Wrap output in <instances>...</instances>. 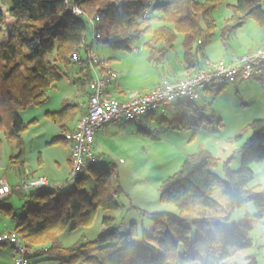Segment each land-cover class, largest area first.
<instances>
[{"label":"trees","instance_id":"1","mask_svg":"<svg viewBox=\"0 0 264 264\" xmlns=\"http://www.w3.org/2000/svg\"><path fill=\"white\" fill-rule=\"evenodd\" d=\"M10 1L9 15L15 22L8 41L0 44V149L2 133L7 140L16 141L21 146L22 133L28 126L21 112L45 102L48 99L46 89L63 78L58 64L66 67L77 64L73 53L91 47L95 41L113 49L132 51L142 37L149 35L154 41L145 43L151 52L150 59L164 64L178 35L182 34L184 67L188 71L185 77L191 75L201 65L200 47L195 46L203 42L206 33L202 24L213 28L211 12L224 2L168 0L155 5V0ZM68 5L79 7L82 14H74ZM232 10L238 18V25L255 19L264 26L262 0H238ZM97 18L92 25V20ZM156 21L159 25L154 27ZM6 22V15L0 8V37ZM233 28L227 22L224 39L227 40L226 35ZM93 35L95 40L92 42ZM81 54L86 57L85 50ZM78 68L88 85L93 78L90 63L87 70ZM263 78L264 75L253 79ZM225 86L212 87L202 95L220 91ZM195 102L181 98L179 103L172 104L176 106L177 116L171 123L173 127L185 128L190 124L188 120L184 125L176 123L180 118H187L181 113L183 107L195 114L193 124L204 126L201 122L206 117ZM78 108V105L66 102L60 111L47 115L65 126ZM80 110L82 112V108ZM213 118L215 116L211 115L208 121ZM248 132L250 136L239 149L241 166L237 170L231 169L234 157L224 162L225 179L211 171L219 166L220 160L210 152L200 150L187 155L181 169L164 181L160 191L161 200L176 205L180 215H153V233L143 231L142 243L135 240L137 224H131L130 230L122 233L115 225L114 217L104 218L106 230L94 241L83 235L74 244L65 246L60 238L70 225L72 230L92 225L99 208H120L116 196L122 188L115 166L100 164L90 167L69 189H65L66 182L61 186L20 190L12 186V193L0 199V214L15 219L13 230L33 251L37 261L40 256H48L56 264H241L242 259L257 264L250 253L255 245L252 223L243 219L230 225L234 212L249 203L256 208L253 217L258 222L264 221V190L261 185L253 184L256 173L252 169L253 164L264 162V118L251 122L234 139H242ZM59 139L55 138L53 142ZM61 139L68 140L67 135ZM12 159L24 167L22 151ZM90 180L94 181L93 190L88 188ZM13 193L25 200L22 215L15 214L7 204ZM249 216L247 213V218Z\"/></svg>","mask_w":264,"mask_h":264},{"label":"rangeland","instance_id":"2","mask_svg":"<svg viewBox=\"0 0 264 264\" xmlns=\"http://www.w3.org/2000/svg\"><path fill=\"white\" fill-rule=\"evenodd\" d=\"M168 0H155V5L166 3ZM205 2L207 0H197ZM238 0H224L211 12L214 22L213 28L205 23L202 29L206 31L203 42L199 46V57L206 55L211 59L218 58L225 43L251 44L259 40L264 34V26L255 19H249L243 25H238V18L232 10ZM264 8V0H262ZM12 7L10 0H0V8L4 11L7 22L3 26L0 44L8 41L13 19L9 15ZM234 26L233 30L225 36V25ZM159 22H154L157 27ZM209 32L207 33V31ZM211 30V31H210ZM152 41V36L146 35L137 43L132 51L113 49L105 44L95 41L93 48L97 56L116 64L119 69V77L124 84L131 89L140 90L151 88L154 81L161 74H170L173 70L181 67L184 61L183 36L178 35L174 48L167 54L164 64L150 59V49L146 42ZM202 60V58H201ZM207 59L204 60V62ZM63 73V78L46 89L48 99L40 105L30 106L21 112V117L28 125L22 133L21 146L16 141H9L2 133L3 143L0 149V179H6L16 189V185L22 183L25 175L28 178L46 176L50 185L61 186L66 182L65 189L72 187L68 183L70 164V144L61 136L67 135V128H71L79 115V109L87 102L85 75L81 74L77 64L68 67L58 64ZM181 99H177V104ZM76 104L79 106L76 114L70 120L62 123L54 121L48 112L60 111L64 104ZM200 113L206 117L199 127L192 122L195 114L190 109L182 108L181 113L185 119H178L177 124L190 122L185 128L173 127L175 107L169 106L165 114L155 111L151 116H144L139 120H117L108 123L104 128L97 131L94 147L101 155V165L118 170L122 192L116 196L120 205L118 210H104L99 208L92 225L84 228L71 229V225L61 234L60 238L65 246L77 242L83 235L88 240L94 241L106 230L103 222L105 217H114L115 225L120 232L130 230L131 224L138 226L135 240L142 243L143 231L153 233L155 222L153 215L171 214L180 215L179 208L171 203H165L160 198L161 187L166 179L177 173L187 155L197 153L200 150L210 152L220 160V164L211 171L225 179L224 162L234 157L231 161V169L237 170L241 166L242 154L240 147L248 136V132L242 139H234L254 120L264 118V79L241 80L223 87L220 91L205 93L202 98L195 102ZM215 118L209 122V117ZM182 116V117H183ZM187 122V121H186ZM60 138L53 142L55 138ZM22 151L25 160L24 167L14 163L13 156ZM256 173L254 185H261L264 190V162L252 165ZM26 172V173H25ZM95 187L94 181L90 180L89 190ZM7 204L13 208V212L22 215L25 200L19 194L13 193L7 200ZM247 213L251 216L247 218ZM256 208L253 203L246 207L238 208L232 217L230 225H236L243 219H247L254 226L253 238L255 245L251 249L257 264H264V221L258 222L253 215ZM16 221L13 218L0 214V231L13 229ZM14 252L10 246L0 248V264H15ZM39 264H56L48 256L38 257ZM76 264H88L78 262ZM193 264H201L194 262ZM241 264H249L242 259Z\"/></svg>","mask_w":264,"mask_h":264},{"label":"built area","instance_id":"3","mask_svg":"<svg viewBox=\"0 0 264 264\" xmlns=\"http://www.w3.org/2000/svg\"><path fill=\"white\" fill-rule=\"evenodd\" d=\"M76 15L82 10L68 5ZM92 20V25L98 20ZM95 36H92V42ZM91 42V43H92ZM85 50L83 58L81 51ZM73 60L80 68L87 70L88 62L93 78L88 82L89 98L87 109L77 120L75 130L67 135L71 142V168L68 183H74L93 166L101 164V155L94 147L95 135L108 123L117 120H139L160 111L166 113L177 99L197 101L202 93L212 87H221L239 80L259 78L264 75V46L246 52L238 58L212 61L207 59L191 75L184 78L162 76L154 87L130 92L125 98L113 97L107 88L116 79L117 73L107 60L97 56L93 45L76 50ZM50 186L46 176L24 178L16 189H30ZM13 187L6 179H0V199L12 193ZM10 246L14 250L15 264H39L33 251L15 230L0 232V248Z\"/></svg>","mask_w":264,"mask_h":264},{"label":"crops","instance_id":"4","mask_svg":"<svg viewBox=\"0 0 264 264\" xmlns=\"http://www.w3.org/2000/svg\"><path fill=\"white\" fill-rule=\"evenodd\" d=\"M13 19V24L15 22V19L12 17ZM250 20H248L249 22ZM255 43H251L246 44V43H241V44H230V43H225L223 45L222 51L219 54L218 58H213L211 59L209 56L206 55L205 50H202L203 56L201 57L202 60H200V64H202L204 62L205 59H210V60H220V59H224V58H238L243 56L246 52L254 50L258 47H261L264 45V34L261 35V37L259 38V40H254ZM91 43V42H90ZM94 49V48H93ZM111 67L116 71L117 73V77L116 79L112 82V84L109 85V87L107 88V92L113 96V97H118V98H125L130 92L134 91L135 89H131L128 88L123 80L119 77V73L121 72L119 71V69L116 67V64L113 62H109ZM188 74V71L185 69L184 67V61L181 64V67L178 68L177 70H173L170 74L164 73L161 74L160 78L162 76H168L170 78H182L185 77ZM160 78L156 81H154L153 85L151 87H154L157 82L160 80ZM264 79V78H263ZM86 95H87V102L83 105L82 108V112L80 110L79 115L77 116V118L75 119V122L73 124V126L69 129L67 128V135L75 130L76 127V123L77 120L79 119V117L81 116V114L86 111L87 109V104H88V98H89V91H88V85L86 86ZM67 142H69L70 144V155H69V164H70V158H71V142L69 140H66ZM71 167V166H70ZM49 180V179H48ZM50 182V181H49ZM9 230H13V229H5L4 231H9ZM4 231H0V232H4ZM14 252V250H13ZM15 255V254H14ZM14 257V256H13Z\"/></svg>","mask_w":264,"mask_h":264},{"label":"water","instance_id":"5","mask_svg":"<svg viewBox=\"0 0 264 264\" xmlns=\"http://www.w3.org/2000/svg\"><path fill=\"white\" fill-rule=\"evenodd\" d=\"M0 166H4V162L2 160L0 161Z\"/></svg>","mask_w":264,"mask_h":264}]
</instances>
